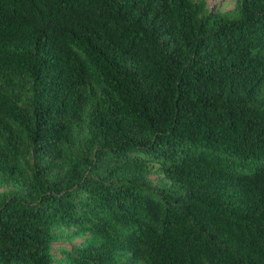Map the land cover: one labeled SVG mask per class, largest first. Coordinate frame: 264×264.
I'll list each match as a JSON object with an SVG mask.
<instances>
[{"label": "trees", "instance_id": "16d2710c", "mask_svg": "<svg viewBox=\"0 0 264 264\" xmlns=\"http://www.w3.org/2000/svg\"><path fill=\"white\" fill-rule=\"evenodd\" d=\"M2 188L0 264H264V0H0Z\"/></svg>", "mask_w": 264, "mask_h": 264}, {"label": "rangeland", "instance_id": "374dc122", "mask_svg": "<svg viewBox=\"0 0 264 264\" xmlns=\"http://www.w3.org/2000/svg\"><path fill=\"white\" fill-rule=\"evenodd\" d=\"M199 1V0H195ZM205 1L206 7L212 12H228L235 9L237 0H202ZM149 178L153 185H160L161 176L153 170V173L149 175ZM5 190H9L7 188H2L0 192H4ZM15 191V189H13ZM83 238H76L73 240L60 239L53 243V257L57 264L64 263V252L67 250H71L72 247L81 245L84 242Z\"/></svg>", "mask_w": 264, "mask_h": 264}]
</instances>
